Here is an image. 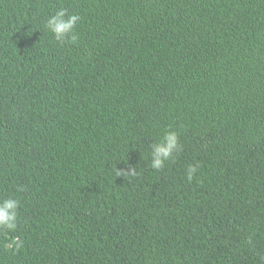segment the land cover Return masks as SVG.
<instances>
[{
    "label": "trees",
    "instance_id": "obj_1",
    "mask_svg": "<svg viewBox=\"0 0 264 264\" xmlns=\"http://www.w3.org/2000/svg\"><path fill=\"white\" fill-rule=\"evenodd\" d=\"M0 264H264V0H0Z\"/></svg>",
    "mask_w": 264,
    "mask_h": 264
}]
</instances>
